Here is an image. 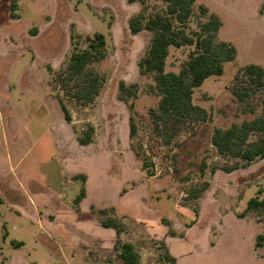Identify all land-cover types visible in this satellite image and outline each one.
<instances>
[{
	"label": "rangeland",
	"instance_id": "rangeland-1",
	"mask_svg": "<svg viewBox=\"0 0 264 264\" xmlns=\"http://www.w3.org/2000/svg\"><path fill=\"white\" fill-rule=\"evenodd\" d=\"M200 5L220 17L218 39L236 58L194 91L207 120L172 123L167 143L151 119L159 103L153 75L140 68L153 34L129 25L144 9L140 1L0 0V232L24 241L4 255L56 264L64 250L69 264H94L83 247L99 244L111 245L105 263L123 264L115 247L130 242L139 264H264V239L256 245L264 207L248 209L252 198L264 199V158L223 157L212 143L216 127L262 112L263 91L244 101L235 92L254 86L248 64L264 68V0H197L188 32L210 16ZM165 8L148 0L144 23ZM97 32L107 56L93 68L105 83L95 101L80 102L65 94L59 75ZM195 49L171 47L166 71L179 72ZM82 186L86 196L75 204ZM112 218L119 233L103 228Z\"/></svg>",
	"mask_w": 264,
	"mask_h": 264
},
{
	"label": "trees",
	"instance_id": "trees-1",
	"mask_svg": "<svg viewBox=\"0 0 264 264\" xmlns=\"http://www.w3.org/2000/svg\"><path fill=\"white\" fill-rule=\"evenodd\" d=\"M129 1H140L144 6V9L130 20L132 33L147 29L153 34L148 52L140 62V68L142 73L153 75L155 85L152 86V91L159 96V103L158 107L151 111V119L156 132L169 143L170 137L167 133L172 123L180 124L192 118L207 120V111L193 102L194 91L208 78L222 75L225 63L235 60L236 49L230 43L218 39L222 21L217 14L209 13L203 5L199 8L203 15L210 14L208 20L199 24V30L188 32L187 26L194 14L197 0H161L166 4V8L162 12L152 14L147 23H144V11L148 0ZM17 7V3H11L12 18L17 17ZM183 45H195L196 49L179 72L166 71L170 48ZM105 46V35L97 32L94 38L89 39L87 49L72 53L67 67L59 75V83L66 95L85 103H91L99 96L105 77L93 68V64L107 56ZM244 72L254 86L235 92L240 101H244L251 93L264 92V68L251 63L245 67ZM120 85L125 86L124 82ZM59 103L66 122H71L70 112L63 100L60 99ZM130 131L132 134L136 131L133 119ZM81 142L87 143L84 139H81ZM212 143L223 157L239 158L247 163L264 158V99L262 112L256 117L233 123L227 128L216 127ZM81 177L86 180V175ZM85 196L86 189L82 186L74 200L75 204ZM260 207H264V199L252 198L248 203V209ZM102 225L115 229L117 233L122 227L114 218L102 221ZM263 239L264 236L259 235L256 245L260 246ZM115 248L124 264H139V256L132 243L124 242ZM166 258L171 263L175 262L171 255Z\"/></svg>",
	"mask_w": 264,
	"mask_h": 264
},
{
	"label": "crops",
	"instance_id": "crops-1",
	"mask_svg": "<svg viewBox=\"0 0 264 264\" xmlns=\"http://www.w3.org/2000/svg\"><path fill=\"white\" fill-rule=\"evenodd\" d=\"M7 152H8V157H9L10 162H12L11 151L7 150ZM0 202H3V198L1 196H0ZM110 229H113V228H110ZM113 234H114V232H113ZM0 235L2 238V242L0 243V259H1L0 264H18L19 261L22 262L23 264H37V262L31 260L29 256L28 257L24 256L21 258L18 257L19 254L17 251L20 252L23 249L24 241H20L18 239L12 238L10 236V232H9L8 228H6L4 233L0 232ZM110 246L107 248H103V247H100L99 244H95L94 246H91V247H89V246L83 247L84 248L83 249V257H84V259H89L90 261L94 262V264H107V263H105V259L110 257L109 256L111 253L109 251ZM9 247L14 248L17 251L15 253H13L12 255L6 256V255H4V251L7 248L9 249ZM103 252L104 253L106 252L108 254L105 256V254H103ZM117 253H118V257H119V252H117ZM73 256H76V252H73ZM59 260L60 261H58V263H56V264H63V262H65V264H69L67 262L68 260L66 257V251H64V250L60 251ZM120 261H122V260L120 259ZM122 263H123V261H122Z\"/></svg>",
	"mask_w": 264,
	"mask_h": 264
}]
</instances>
